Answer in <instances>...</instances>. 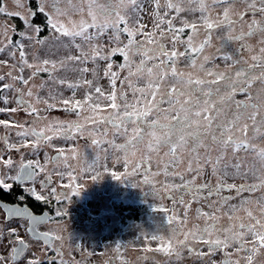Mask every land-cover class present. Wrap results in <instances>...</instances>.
<instances>
[{
    "label": "snow or ice",
    "instance_id": "obj_1",
    "mask_svg": "<svg viewBox=\"0 0 264 264\" xmlns=\"http://www.w3.org/2000/svg\"><path fill=\"white\" fill-rule=\"evenodd\" d=\"M238 4L241 7H237ZM12 5L10 9L7 0H0V15L7 18L0 22V54L8 57L0 59V66L9 69L0 75V94L13 93L17 107H0V113L15 114L22 108L27 115L35 117L33 125L47 121L36 105L43 103L47 109L54 107L49 99H56V96L50 92L49 99H45L40 93L55 85L73 90L72 97L62 99L61 103L63 111L75 113L77 119L47 121L39 130L25 123L0 119V126L15 129V136L23 140L18 145L5 138L6 149L20 153L31 148L38 152L54 138L76 140L79 136L89 140L90 147L107 154L108 148L104 147L107 144L124 153V172L112 171L114 180L125 183L122 176L143 169V183L151 187L155 198L184 205V195L191 197L182 219L174 211L165 216V224L160 227L170 230L168 238L145 234V239L160 243L155 249L143 251L160 252L169 258L174 256L177 262L183 260L185 250L189 255L195 253L197 258L222 252L224 259L219 264H258V258L264 257V175L257 176L255 183H229L230 169L235 175H241L242 164L230 165L226 161L229 154L236 156L243 150L253 161L243 175L255 174L257 170L264 173V103L251 102L257 98L264 100V89L255 90L257 96H253V85H264V0H106L105 3L99 0H76V3L73 0H36L35 10L33 0H12ZM185 13L195 18L189 19ZM38 14L43 19L34 23ZM145 16L149 17L151 27L145 22ZM15 18L22 21L21 26L9 23ZM50 40L68 49L69 53L75 49L78 54L58 57L55 52H45ZM28 50H31L32 62H29ZM118 59L122 62L117 63ZM220 60L225 62L224 70L216 63ZM180 62H186L189 70H179ZM89 63L91 67L87 66ZM114 66L119 71H114ZM26 70H30L27 77ZM125 71L127 75L121 78V72ZM66 72L80 73L82 78L73 83L58 75ZM41 74H47V81L40 79L36 83ZM88 74L93 79H87ZM133 77L137 81L147 77V81L143 87H138ZM102 78L109 81L110 92L100 86ZM6 79L9 82H4ZM117 80L121 83L119 97ZM165 82H170L167 91L162 90ZM125 83L132 91V102L123 87ZM81 88L85 89L83 99H76L75 90ZM238 94L245 95L246 99L236 100ZM101 101L109 103L102 106ZM0 102L8 105L12 99L0 95ZM233 105L232 118L219 120L222 114L227 115L225 109L231 111ZM128 125H132L130 132ZM110 131L113 137L126 136L125 143L109 140ZM49 132L52 135H48ZM29 136L35 139L29 140ZM53 147L57 155L48 158L46 164L63 161L70 183L61 182L59 187L70 189V192L58 193L56 187H51V175L41 180L40 188H50L49 195L60 203L81 194L82 186L76 184L73 163L79 160L80 151L73 145L67 149L71 153L68 156L64 147ZM153 153L158 157L159 170L156 172L151 170ZM213 153H217L215 159ZM98 160L97 154L88 170ZM185 162L186 167L180 171ZM46 164L39 160H21L16 174L8 175L4 169L11 172L17 167L16 161L10 155H0V189L11 192L14 183L19 184L36 201L48 203L49 196L38 192L35 186H25L26 182L34 185L36 177L47 172ZM130 166L131 172L128 171ZM208 166L215 183L197 184L196 180ZM54 174L61 180L65 175L58 170ZM161 174L166 179L178 178L181 183L155 180ZM186 174H191V179H185ZM98 175L91 177L93 182ZM131 186L137 187L136 184ZM161 190L166 195H161ZM225 191L235 192L237 197L245 192L250 196L244 197L239 206L229 205L234 197L221 196ZM257 192L262 194L252 199ZM214 196L222 201L220 208L228 206L229 210L224 212L228 222L218 223L220 217L216 213L220 208L213 212L197 209V218H203V227L197 224L185 231L191 203L205 200L212 207ZM18 199L23 201L25 197L20 195ZM5 208L9 217H26L27 231L46 247L37 255L19 235L17 227L0 222V264H67L59 251L48 258L52 242L63 239L60 235L38 230V225L50 218L34 215L27 207ZM153 211L169 213L166 207L154 206ZM241 211L244 215H237ZM55 215L61 217L67 213L58 210ZM181 235L183 239L179 238ZM194 244L206 246L207 251L197 250ZM120 247L117 244V252ZM211 264L217 262L212 260ZM259 264H264V260Z\"/></svg>",
    "mask_w": 264,
    "mask_h": 264
},
{
    "label": "flooded vegetation",
    "instance_id": "obj_2",
    "mask_svg": "<svg viewBox=\"0 0 264 264\" xmlns=\"http://www.w3.org/2000/svg\"><path fill=\"white\" fill-rule=\"evenodd\" d=\"M106 2V0H103ZM9 4V8L11 9L13 7L12 5V0H7ZM100 2V0H99ZM73 3H76V0H73ZM35 4L36 0H33V8L35 10ZM63 7H67V5H63ZM237 7H241L239 4ZM69 14L72 15L71 9H69ZM74 19H79L78 16H73ZM7 18L0 15V22H3ZM43 19L42 16L38 14V18L34 19V23H40L41 20ZM67 23V21H65ZM9 23L15 24L17 26L22 25V21L19 18H15ZM11 35V34H10ZM45 35H49V33H45ZM187 33H185V36ZM79 42V40L77 41ZM58 46V44H54L51 40L49 41L48 45L45 46L44 51L48 53L54 52V49ZM233 48L236 47L235 45L232 46ZM75 50V49H73ZM232 49H229L231 51ZM29 51V62H32V55H31V50ZM59 52V51H58ZM56 53V56L58 57H63L65 55H68L67 53ZM69 54H78L77 52H72ZM8 58L6 54H0V59H6ZM17 58H18V53H17ZM55 58V57H53ZM122 62L120 59L117 60V63ZM218 63L224 62L222 60L217 61ZM225 64V62H224ZM225 68V67H224ZM222 68L221 70H224ZM9 69L7 67L0 66V75L5 74ZM180 70V69H179ZM76 73V72H75ZM72 72V74H75ZM30 74V70H26L24 75L27 77ZM58 75L62 76L65 78L67 81H69V72L66 73H59ZM78 75V74H77ZM75 75V77L77 76ZM40 79H43L47 81L48 77L47 74H41V77L38 78L35 82L39 83ZM4 82H9L7 79ZM222 87V86H221ZM253 96H257V92L255 90L259 89H264V85L261 84H254L253 85ZM81 90L83 93V89H77L75 90L76 93ZM26 91V88H25ZM51 92L52 95L56 96V99H49V93ZM73 90L67 88L66 86H50L46 87L44 90L41 91L40 95L42 98L49 99V103L54 104V107L52 109H47L46 106L41 103L39 105H36L41 111L40 115L47 117V121H72L70 120V115L74 116L76 120L77 116L75 113L71 112H65L63 111L64 105L61 103L62 99H68L70 98ZM0 95H7L9 96L10 99H12V103L8 105H4L2 102H0V107H17L15 103V99L13 98V93L11 92H5ZM26 100H29V102H33L30 98L25 96ZM236 100H245L246 97L243 94H238L235 97ZM131 100V98H130ZM132 102V100H131ZM252 103H264V100L257 98L251 101ZM111 111V110H109ZM235 111L234 105L231 106V111L229 109H225V112L227 115H222L219 120H224V119H231V112ZM243 111V110H241ZM251 111V110H249ZM0 119H10L15 122H20V123H25L26 126H35L37 130L40 128L45 127V124L47 121H39L33 125V121L35 117L27 115L23 109L19 110L15 114H9V113H0ZM218 120V122H219ZM132 125H128L129 132L131 131ZM101 128H103V125H101ZM15 129L9 130L5 129L2 126H0V155H10L14 161H16L17 167L14 168L11 172H9L8 169H4V173H7L8 175H15L16 171H18V165L21 160L24 162H27L28 160H39L41 164H46V160L48 158L57 155L55 147H64L66 149V155L70 156L71 153L67 151V149H70L73 145L77 146L80 151V158L78 161L73 162L76 168V184H79L82 186L81 188V194L79 196H73L70 200H63L60 203H57V201L49 195L50 188H45L41 189L40 188V182L41 180H45L47 175L52 176V183L51 187H56L58 193L64 192V193H69L70 189H62L59 187L60 183H70L69 178L66 175V172L68 171L67 169L64 168L63 166V161L59 162L58 164L56 163H48L46 164L47 172L46 173H41L36 177L35 183L33 185L32 182H26L25 186L31 187L35 186L38 192H41L43 195L49 196V202L48 203H43L40 201H36L33 197H31L28 193L24 192L23 187L19 184H15L13 186V190L11 192H7L3 189H0V222L4 224H11L13 227H17L19 235L27 242L30 244L32 251H34L37 255L41 254V250L44 249L46 246L44 245L43 241L38 240L37 238L31 236V234L27 231L29 227V223L26 217H9L7 215V210L5 207H12V206H21V207H27L32 214L37 215V216H45L50 219H46L44 223H41L38 225V230L41 232H49L54 235H60L63 237L61 241H53L52 242V247L51 249L48 250V258H51L56 251L61 252V254L71 250L76 253H83L85 252L83 250L84 247L88 249H94L99 244H95L94 241H89V244H87V239H84L81 234H73V228L76 226H79L82 228L83 227H94L95 229L97 228H103L104 231L107 230H117L119 232L126 233V234H131L133 235L134 232H145L147 231L148 233L150 232L151 228L155 231V234L158 235H163L166 236L170 234V230L166 227H160V225L165 224V216L168 214H171L173 211L178 214L181 219L184 216L185 208L184 205H187L188 201L191 200V197L187 194L184 195V200L185 204L181 205L179 203L173 204V202L170 199H159L155 198L154 193H152V189L149 185H145L143 183L144 180V170L141 169L139 170L138 173L132 174V175H126L122 176L121 179L122 181H126L125 183H121L119 181H116L112 178L111 173L109 171H106L104 173H99L97 177V181L93 182L91 177L93 176V173L88 170L89 165L92 164L93 161V156L91 154H87L86 152H90L91 149H86V141H89L87 139H82L77 136L76 140H64L62 138H54L51 141V144L49 145H44L42 146L38 152H34L31 148L29 149H23L20 153H17L15 151L9 152L6 149V146L4 144V139L7 138L8 142L10 143H16V144H21L23 143V140L21 138H18L15 136ZM48 135H52L51 132L47 133ZM251 135V133H250ZM109 140H118L116 143L117 144H124L127 137L126 136H116L113 137L112 132H109V135L107 137ZM29 140H34L35 138L32 136L28 137ZM120 139V141H119ZM90 143V141H89ZM141 150L143 151V146L141 145ZM111 156H113L112 163H115L116 166H120V169L118 170H113L117 173H123L124 172V167H123V155L124 153L121 151H116L115 149L111 150ZM203 153V150H202ZM217 153H213V159H215V156ZM100 156V155H99ZM120 158L119 160L117 158ZM155 159H157V156H153ZM154 159V160H155ZM232 160V161H231ZM106 159H103L101 161V158L96 161V162H105ZM246 161V160H244ZM228 164L232 163L235 164L237 163L235 159H227L226 161ZM242 164V169H248L249 167L252 166V164L248 162H240ZM89 164V165H88ZM186 167V162L185 164L181 165L180 171H183L184 168ZM211 168L210 166H208ZM154 168V169H153ZM152 172L158 171V165L156 164L153 167ZM258 168V166H257ZM84 169V171H82ZM64 172L65 175L63 177V180H61V177L56 176L54 173L56 171ZM131 166L129 167L128 171L131 172ZM112 172V170H111ZM105 177L104 180L110 179V181H98L102 180V176ZM149 177L151 178V172L147 173ZM257 176H261L264 173L260 172L259 170L256 171ZM185 179H191V174H186ZM155 180L160 181L161 183L167 182L169 184L172 183H181V181L178 178H172L168 177L167 179L163 174L160 176L156 177ZM7 182L13 183L11 180H8ZM204 182H209L211 184L215 183V180H207L203 176H200L196 180L197 184L204 183ZM229 183H255L257 182L256 178H245L241 179L238 178L236 180H228ZM131 184H136L137 187L133 188ZM75 187V185H73ZM20 195H24L25 199L23 201L19 200L18 197ZM161 195H166L163 193L161 190ZM176 195H179V193H176ZM203 195H207L205 192ZM259 195H252L251 198L255 199L259 197ZM221 196H232L234 199L231 200H242L244 197H249L250 194L245 192L242 194L241 197H237L235 192H223L221 193ZM88 200H100L101 202L104 203V207H102V212L99 214H92L88 213V208L85 207V203ZM230 200V201H231ZM211 201H214V204L222 202L220 198L218 197H212ZM229 201V202H230ZM99 202V201H98ZM100 202V203H101ZM74 204L75 205V211L70 212L69 210V204ZM6 204V205H5ZM199 205L202 208L207 207L208 209L210 208L208 206L209 201L205 200H197L193 201L191 205ZM241 204V202H240ZM239 204V205H240ZM66 205V206H65ZM238 205V206H239ZM166 207L169 209V213H162V212H154L153 207ZM191 208V207H190ZM189 208V211L191 210ZM61 212H66L67 215L61 216V217H56L55 213L57 211ZM187 209V213L189 215V212ZM226 212V211H225ZM158 216L159 218H151V216ZM220 217V220L218 221L219 224L223 225L226 224L227 218L224 216V213H218L217 214ZM237 215H244L241 214L240 212L237 213ZM189 220V218H188ZM58 221V222H57ZM63 225H60V223L64 222ZM204 225V221L202 220L201 222L198 223V225ZM70 226L73 228L70 229ZM175 225H173L174 227ZM63 227H69V229L66 231V233L61 234L62 228ZM97 227V228H96ZM186 228V226H185ZM100 232V231H99ZM140 233L139 235H141ZM159 246V243L157 247ZM156 247V248H157ZM197 250L207 248L206 246L202 244H197V247H195ZM228 251H232L230 248ZM80 255V254H79ZM192 256L196 257L195 253L192 254ZM235 258V257H233ZM205 259V258H203ZM207 259L215 260L217 264L221 260L224 259V254L222 252H218L215 255L211 257H207ZM76 260L79 261V256H76ZM75 260V262H77ZM109 261H106L108 264H117L116 261L113 260V257H110L108 259ZM264 260V257H259L258 258V264L259 261ZM77 264V263H75Z\"/></svg>",
    "mask_w": 264,
    "mask_h": 264
},
{
    "label": "rangeland",
    "instance_id": "obj_3",
    "mask_svg": "<svg viewBox=\"0 0 264 264\" xmlns=\"http://www.w3.org/2000/svg\"><path fill=\"white\" fill-rule=\"evenodd\" d=\"M99 3H105L103 0H100ZM184 15H188L189 19H194L195 17L192 15H189L187 13H185ZM198 15V13L196 14ZM246 19H248V17H246ZM145 22L149 23V27H151V21L149 19L148 16H145ZM177 24H179V20L176 21ZM90 31H95V29H91ZM220 33H217V35H219ZM124 39H126V37H124ZM182 50V49H181ZM59 51V52H58ZM54 52L57 53H67L69 54V50L63 48L62 46H58L54 49ZM75 52V50H71V53ZM217 64L220 65V70L222 68L225 67L224 62H216ZM186 62H180L178 63V69L180 70H184V71H188L189 69H187L185 67ZM88 67H91V63H89L87 65ZM150 66V65H149ZM114 71H119L118 68H116L114 66L113 68ZM75 73V72H73ZM78 74V75H77ZM75 75H77L75 77ZM121 78H123V76L127 75V72H121ZM101 76H102V72H101ZM82 78V74L80 73H75L72 74V72H69V82H78L80 81ZM87 79H93L92 75L88 74L86 75ZM133 82L138 86V87H143L147 81V77H145L142 80L137 81L135 77L132 78ZM99 84L100 86L103 87V89L105 90V92H110L111 88L109 86V81L106 78H102L99 80ZM170 82H165L164 85L162 86V90L163 91H167L168 87H169ZM258 84V83H257ZM124 89L127 91L128 93V100L129 102H131V100L133 101V94L131 89L127 88V84L125 83L123 85ZM83 89V88H81ZM121 89V83L120 80H117V95L119 97L120 94V90ZM84 92L82 93L81 90H79L76 93V99H83L84 93H85V89H83ZM139 95V94H137ZM72 97V94L70 96V98ZM131 98V100H130ZM157 99H159V95L157 97ZM118 103H121V101L118 99L117 101ZM109 103L108 101H101L102 106L104 104ZM165 108L168 107L167 104L164 105ZM110 110V109H109ZM223 115V114H222ZM221 115V116H222ZM75 117L70 115V120H74ZM101 128V126H99ZM102 129V128H101ZM118 140L114 139V142L116 143ZM120 141V139H119ZM105 148H108L107 154H105L104 151H101L100 149L94 148V147H90V143L89 141H86V149H91L90 152H86L87 154H91V156H93V158H95V156L98 154L99 159L101 158V161L103 159H106L105 162H96L95 165L93 166V168L90 170L93 175H97V173H104L105 168H107V171H109L111 173V170L113 171L120 169V166H116L115 163H112L113 160V156H111V150L112 148H110L107 144L104 145ZM156 154L153 153L152 154V165H151V170L153 171V167L157 164V159H155ZM155 159V160H154ZM228 160L229 159H235L236 162H248L250 164L253 165V161L251 156H249L247 153H245L243 150H241L236 156H232L231 154L228 155ZM246 160V161H244ZM232 161V160H231ZM89 165V164H88ZM230 165H232V163H230ZM153 168V169H152ZM247 169H240V173L241 175H235L234 170L230 169V176H229V180H236L238 178L241 179H245L247 177L249 178H256L257 174L255 172V174L253 173H249L247 176H244L243 173L246 171ZM211 168L206 167L204 172L201 174V176H203L204 178H206L207 180H215V177L211 176ZM101 175V174H100ZM264 175V174H263ZM102 176V175H101ZM102 180H98V181H110V179L108 180H104L105 177H101ZM262 194L261 192H257L255 193V195H259ZM99 201V202H98ZM100 200H88L85 203V207L88 208V213H92V214H99L100 212H102V207H104V203L101 202ZM241 202V200H231L229 202V205H239ZM220 203L214 204L212 207H210L209 209L207 207H201L199 205H191V210L188 211L190 212L188 215L189 220H187V225L186 228H184L185 231L189 230V229H193L194 225H197L199 222H201L203 220V218L198 219L197 218V209H200L202 212H213L215 211L217 208H220ZM66 206V205H65ZM186 207V205H184V208ZM69 210L70 212H74L75 211V205L74 204H69ZM229 210L228 206H224L223 208H220V211L217 212L218 213H224L225 211L227 212ZM241 214H244L242 211L240 212ZM159 218L158 216H151V218ZM65 223L62 222L60 223V225H63ZM200 225V224H199ZM201 227H203L202 225H200ZM73 227L70 226V229H72ZM97 228V227H96ZM69 229V227H63L61 234L66 233V231ZM100 231V232H99ZM81 234V236H83L84 239H87V244H89V241H94L95 244H99V246H97L94 249H88L86 247L83 248V250L85 252L83 253H76L74 251H67L65 253L62 254V258L64 261L67 262V264H105L106 261H109L108 259H110V257H113V260L116 261L117 264H211L212 260L211 259H203V258H197L194 257L192 255H189L187 253V251L185 250L183 253V260L180 262L176 261V258L173 256L171 258L165 256L163 253L160 252H155V251H151V252H145L143 251V249L145 248H153L155 249L158 245V243H160L159 241H152L151 239H145L144 236L145 234L147 235H151L153 233H155V231L151 228L150 232L148 233L147 231L145 232H134L133 235L131 234H126V233H121L117 230H107L104 231L103 228H97L95 229L94 227H79L76 226L75 228H73V234ZM140 233H142L141 235H139ZM165 238H168V235L164 236ZM180 239H183V236L181 235L179 237ZM191 239V238H190ZM117 244H120L121 247L119 249V252H117L116 246ZM200 245V244H199ZM194 247H197V244L193 245ZM204 251H207V248L203 249ZM76 256H79V261L76 260ZM144 257H147V259H145ZM75 260L77 262H75ZM108 264V263H106Z\"/></svg>",
    "mask_w": 264,
    "mask_h": 264
}]
</instances>
